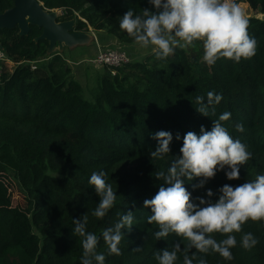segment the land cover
<instances>
[{"label": "trees", "instance_id": "trees-1", "mask_svg": "<svg viewBox=\"0 0 264 264\" xmlns=\"http://www.w3.org/2000/svg\"><path fill=\"white\" fill-rule=\"evenodd\" d=\"M38 1L46 10L62 11L57 21L73 19L76 31L92 28L115 37L130 62L104 66L89 89L73 77L62 54L48 55L47 41L35 42L40 28L30 26L27 36H19L17 28L0 30L2 50L14 63L11 72L6 67L0 72V264H81L82 238L72 235V218L85 213L87 231L100 238L97 252L105 254V264H158V249H171L175 242L183 248L187 241L174 234L166 241L155 240L158 226L147 223L150 209L143 201L158 191L162 181L154 176L167 171L186 132L199 134L202 125L210 130L212 119L228 111L231 118L225 127L252 154L239 180L229 181L218 172L205 189L195 191L192 185L198 181L185 180L194 202L207 189L216 193L215 200L224 184L235 186L264 174V0H237L263 15L248 18L256 55L239 63L218 60L213 66L203 62L199 42L177 47L165 60L150 51L132 61L137 44L119 28V18L129 8L155 11L147 0ZM12 6L13 0H0V14ZM209 91L223 99L214 116L204 117L195 110L196 97L206 99ZM237 123L244 125V132L236 131ZM160 130L172 133V151L164 159L151 160L149 152L157 145L152 135ZM93 172H105L117 196L102 219L92 215L99 202L88 183ZM11 190L22 195L24 207L11 204ZM129 210L135 220L130 232L123 230L122 254L108 255L101 233ZM248 232L258 240L251 250L241 246L242 233H237L232 260L192 249L193 264L200 259L207 264H264V221L246 223L243 233ZM224 238L215 235L217 241ZM137 247L142 250L135 251ZM183 255L178 253L176 264H183Z\"/></svg>", "mask_w": 264, "mask_h": 264}, {"label": "clouds", "instance_id": "clouds-1", "mask_svg": "<svg viewBox=\"0 0 264 264\" xmlns=\"http://www.w3.org/2000/svg\"><path fill=\"white\" fill-rule=\"evenodd\" d=\"M155 11L142 8L139 12L129 8L119 18V28L126 32L141 49L151 48L157 60H165L174 55L177 47L202 45V60L213 66L218 60L239 63L256 55L257 41L249 34L250 22L246 12L237 0H147ZM223 97L213 91L197 96L199 105L195 110L204 117L214 116L215 106ZM231 113L225 111L212 119L210 130L203 125L197 134L188 131L183 135L179 154L174 155L167 171H157L155 179L162 181L158 191L150 199L143 201V207L150 209L147 217L149 225L155 224L158 230L154 239L164 240L174 234L187 241L182 248L181 242L172 244L171 249H158L155 259L158 264H176L178 253L183 251V264H193L196 258L189 252L195 249L202 254L218 253L225 260H232L231 249L237 246V233H242L240 244L251 250L258 243L251 233H243V226L249 221H264V174L254 180H246L238 185L224 184L216 195L207 189L205 196H196L185 186V180L198 181L193 190L205 189L208 181L218 172H224L227 180H239L240 169L251 159L248 146L234 138L224 122L229 121ZM237 132H244V125H235ZM157 141L154 151L149 152L151 160L164 159L170 155L173 135L170 131L160 130L152 135ZM177 140L181 137L176 136ZM105 172H93L88 183L93 186L99 202L92 215L102 219L114 206L116 192L106 180ZM135 207V202H133ZM134 211L121 215L112 227L104 229L102 239L107 246L108 255H121L120 244L125 238L123 230L131 231L134 226ZM72 235L81 237L83 249L81 264H105L106 256L97 252L100 238L87 231L88 216L72 218ZM225 238L217 241L215 235ZM135 251H141L137 247ZM199 264H207L204 259Z\"/></svg>", "mask_w": 264, "mask_h": 264}, {"label": "water", "instance_id": "water-1", "mask_svg": "<svg viewBox=\"0 0 264 264\" xmlns=\"http://www.w3.org/2000/svg\"><path fill=\"white\" fill-rule=\"evenodd\" d=\"M58 18L56 10H46L38 0H13V6L0 14V30L17 28L19 36H27L30 26L40 28L41 34L35 42L47 41L48 55L56 50L62 52L64 48L85 46L94 38L86 32L76 31L73 19L57 21Z\"/></svg>", "mask_w": 264, "mask_h": 264}, {"label": "rangeland", "instance_id": "rangeland-1", "mask_svg": "<svg viewBox=\"0 0 264 264\" xmlns=\"http://www.w3.org/2000/svg\"><path fill=\"white\" fill-rule=\"evenodd\" d=\"M240 6L244 9V11L247 14L248 18L251 17H259L263 18V15L255 14L251 10V8L246 3H239ZM57 15H61V11L56 10ZM89 35H95L97 39H92L90 43H88L85 46H80L79 48H76L74 50H68L67 48L63 49L62 55L69 59V67L72 70L73 77L79 81L85 88H93L96 85V75L101 74L103 72L102 66H94L93 64L89 63L87 60L90 58H93L97 51L99 49L105 50L109 49V45H103L100 44L98 40V33L94 32L92 28H88V31L86 32ZM85 47V48H84ZM133 56L131 57V60H140L145 57L150 51H152L151 48L149 49H141L138 45H133ZM112 49H119V46L113 47ZM127 52V51H126ZM60 53V52H59ZM73 62V63H72ZM14 68V65H7L5 69H7L9 72H11ZM111 74L114 75L115 71H111ZM10 198L12 199L11 204L17 205L19 207H24V200L22 195L15 190L10 191Z\"/></svg>", "mask_w": 264, "mask_h": 264}, {"label": "built area", "instance_id": "built-area-1", "mask_svg": "<svg viewBox=\"0 0 264 264\" xmlns=\"http://www.w3.org/2000/svg\"><path fill=\"white\" fill-rule=\"evenodd\" d=\"M61 11V15H62ZM59 15V16H61ZM89 63L94 66H108V67H122L130 62L129 55L125 51L119 49H99L93 58L87 60ZM14 65L4 54L3 50L0 49V72L7 65ZM34 69V66L32 67Z\"/></svg>", "mask_w": 264, "mask_h": 264}, {"label": "crops", "instance_id": "crops-1", "mask_svg": "<svg viewBox=\"0 0 264 264\" xmlns=\"http://www.w3.org/2000/svg\"><path fill=\"white\" fill-rule=\"evenodd\" d=\"M96 33H98V40L97 41H99L100 42V44H103L104 46L105 45H109V48H113V47H117V46H119V43L117 42V39L115 38V37H113V36H111V35H109V34H107V33H105V32H96ZM93 37L95 38V40L97 39V37H95V35L93 34ZM76 48H79V47H75V48H71V49H68V50H74V49H76ZM85 48V47H84ZM55 52H58L57 50L55 51ZM63 53V51L62 52H60V54H62ZM65 60L69 63V64H71L70 62H69V59L68 58H66L65 57Z\"/></svg>", "mask_w": 264, "mask_h": 264}]
</instances>
